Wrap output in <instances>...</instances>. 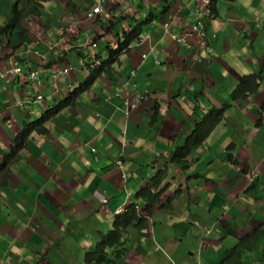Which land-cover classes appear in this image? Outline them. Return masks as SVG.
<instances>
[{"label":"crops","instance_id":"obj_1","mask_svg":"<svg viewBox=\"0 0 264 264\" xmlns=\"http://www.w3.org/2000/svg\"><path fill=\"white\" fill-rule=\"evenodd\" d=\"M241 1L227 2L228 8L224 13L220 9V18L225 25L221 31L224 33L217 35L219 29H208L213 47L223 55L219 59L221 66L214 69L213 73H207V84L217 90L213 95L219 103L224 102L225 96V93L219 92H227L236 83L235 77L222 71L223 67L231 72L236 70L228 60V53L239 52L242 60L247 61L251 56L238 30L241 25L247 26L259 18L258 12L254 10L257 0H248V7L242 6ZM28 3V0H0V30L4 28V31L11 32L9 35H0V72L14 64L22 65L26 60L20 63L18 59L23 60L27 55L25 52L35 46H21L23 38H26L23 26H29L30 38L36 42L34 35L38 30L35 27L42 25L44 21L51 26L62 27L67 26L66 22H75L71 17H75L76 21L85 20L82 12L76 15L67 6L63 7L66 5L63 0L51 1L46 4L45 11L42 8L41 17L22 19L21 26L15 28L16 19L11 21L14 5L23 11ZM52 9L57 11L58 17L52 14ZM7 21L10 22L6 24ZM78 24L81 22L74 23L75 29ZM91 26L92 22L87 23L86 28L92 29ZM52 32L41 29L39 35L49 40ZM241 66L240 62L238 72ZM66 67H77L74 56L72 58L68 55ZM152 71L145 79L147 85L141 78V70L139 78H136L138 85L135 83L137 86L134 88L130 86L131 81L124 70L120 71L124 76H114L116 85L107 82L105 85L109 90H114L115 95L129 97L141 96L149 91L165 114H175L183 122L172 117L165 119L164 114L159 116L157 125L151 127V116L141 109L126 118L121 100H107L109 92L103 86H95L82 95L76 109L64 111L53 122L51 138L36 135L31 137V142L21 153L22 159L13 165L4 189H0V264H83L85 253L92 251L101 234L112 228L115 212L124 208V203L135 200L134 193L148 181L146 177L149 172L151 177L155 170L163 166L164 161L159 157L168 156L169 145L172 142L173 145L181 144L191 135L193 124L190 125L191 131L185 124L189 122V108L185 106L183 109L179 104L185 101L179 93L184 82L182 72L172 75V81L167 80L168 87L164 92L162 79L158 78L155 69ZM71 77V83L77 86L81 75L73 70ZM197 77L199 80L203 79L200 75ZM41 82L45 92L47 88L51 90L47 77L42 78ZM199 84L200 82L197 86ZM31 91L22 79L0 76V164L10 152L24 121L29 120L20 104L23 97L28 96ZM66 91L68 92V87L64 88L63 94ZM124 131L127 133L125 143ZM262 132L263 129L253 131L247 137L253 140V146L257 141L256 136ZM89 146L96 149L98 157H92L93 160L87 163L85 159L90 155L83 149L89 151ZM196 151L191 167V174L194 175L191 179L196 185L193 187L196 196L193 205L188 208L183 203H173L168 212L153 210L150 221L153 234L150 231L132 230L134 239L131 238L128 244L132 252L127 264H170L169 259L175 257L180 260L186 249L185 237L181 236L189 228L187 223L198 233L187 220L192 216L194 223L210 225L212 214L216 215V212L209 211L210 207L219 209L226 204L218 195L221 193L220 189L210 181H218V178L210 177L212 172V176H218V173H214L215 170L209 172V168H212L209 160H217L214 164L219 161L222 163L224 150L220 151L209 139ZM119 159L122 160L124 169L114 165V161ZM155 159L160 162L152 166V171L148 166ZM221 166L216 169L220 170ZM124 173L137 174L139 179L133 184H126ZM234 176L235 173L231 171L224 172V183L229 184V178ZM175 177V183L182 191V197L177 202H185L188 200L191 181L182 182V176ZM130 179L128 176L127 180ZM241 184H244L243 180ZM241 200L245 203L250 198L242 197ZM200 201L201 207L196 206V202ZM148 227L147 224L144 228ZM195 240L196 237L193 241ZM190 248L195 249L193 246ZM163 249L166 254L160 252ZM181 263L184 264V260ZM193 264L204 262L194 257Z\"/></svg>","mask_w":264,"mask_h":264},{"label":"clouds","instance_id":"obj_2","mask_svg":"<svg viewBox=\"0 0 264 264\" xmlns=\"http://www.w3.org/2000/svg\"><path fill=\"white\" fill-rule=\"evenodd\" d=\"M51 1L60 2L61 0L46 1L42 7L44 11L46 10V4ZM223 1L229 2L230 0H155L154 2H148V0H138V2H135L133 0L132 3L127 2V0H91L80 12L85 15L86 22H92L91 27L95 25V22H100V26L92 29H84L82 27L83 20V22L75 21L81 22V24L77 25V29H75V22H66L65 24L67 26L54 27L44 21L42 25L36 26L35 28L39 31L41 29L45 32L53 31L51 38L48 40L38 34L35 36L37 38L36 42L30 38L31 32L28 29L29 26H23L25 30L23 33L26 38H23L24 40L21 42V46H27V48L32 44L35 46L25 52L27 55L23 60L21 58L18 59L20 63L25 60L26 62L22 65L14 64L11 68L0 72V76L2 78L12 76L22 79L32 90L28 96L23 97V101L20 104L23 111L28 115L29 120L24 121L22 130L15 137L10 152L6 154L3 162L0 164L1 168L9 156L12 155L15 147L20 146L16 157L9 162L8 169L0 171V189H4L6 185L4 183H6L10 172H12L13 165L22 159L21 153L28 143L31 142V137L36 135L51 138L53 122H56L59 115L64 111L76 109V104L81 99V96L91 91L95 86H103L109 92L107 100L111 102L118 99L121 100L126 118L134 111H137V109H141L151 116V127L157 125L159 116H163L165 112L161 109L160 103L149 91L143 93L141 96L137 95L134 97L124 96L122 94L115 95L114 90H109L105 82L116 85L117 81L114 79V76H124L120 72L124 70L129 81H131L130 86L134 88L138 85L136 78H139L138 73L141 69L145 67L151 70L155 69V73L161 79L160 73H163V69L166 68L172 72L171 74L168 71L167 80H171L173 78L172 75L182 72L181 76L184 77V82H182L183 87H181L179 93L185 101L179 104L183 109L185 106L189 108L190 113H188L189 115L187 117L189 122H185V124L188 125L190 131L193 128L191 135L183 143L173 145L172 142L169 145L168 148L170 151L168 156L166 158L163 156L159 157V159L162 158L164 161L163 166L155 170V173L151 177H148V181L146 182H150L160 171L164 170L163 177L166 176L165 179L170 183L168 190L174 188V198L178 197V201L182 197V191L180 186L175 183V176H182V182L192 180L191 178L194 175L191 174V167L195 156L194 154L197 153L196 150L199 146L201 147L205 141L211 139L220 151L224 150V153H222L224 160H222L220 170L215 169L216 164L214 162L217 160H209V165L212 167L209 168V172L215 170L214 173H218V176H212L213 172L210 174V177L218 178V181L215 179L210 181L214 182L219 189L220 184L224 186V192L218 195L226 202L219 209L210 207L209 211L211 213L216 212V215L212 214V219L209 221L210 225H203V222L194 223L192 216L190 220H187L193 224L198 233L194 232L187 223L189 228L181 236L185 237L186 241V249L182 253L183 258L180 257V260L179 257L170 258V264H178L177 262L182 260H184V264H188V262L189 264H193L194 257L201 259L204 264H221L225 253L228 254L229 251H232L236 247L232 246L238 244L237 234H239L238 238L244 246L248 247V244H252L255 240V232L258 230L264 231V47L259 44L261 39L264 38L262 30L264 27V19H262L264 16V0H257L255 2L259 18L247 24V26L241 25L238 30L241 33L242 42L247 45L251 53L250 60H242V54L239 52L236 54L228 53V60L231 62L232 68L234 67L236 70L231 72L223 66V69L220 67L223 72L235 77L236 83L227 92L223 90L219 92L225 93L224 102L219 103L218 99L213 95V92L217 90L207 84V73H213L214 69L221 66L219 59L223 55L213 47V39H211V34L210 31L208 32V29H219L216 34H221V29L224 28L222 26H225L220 18V6ZM68 3L76 5L72 0H67V5ZM122 3L133 6L134 8H127ZM30 8V2L23 11L19 10L16 4L14 5L11 21L16 19L15 28L21 26L22 19L32 18L33 16L41 17V14L39 15L37 12L30 11ZM78 8L79 6L77 7L76 5V9ZM117 8H119V15L113 13V10ZM128 11H131V13ZM162 14L163 16H161ZM142 16H144V19ZM120 18L122 19V24L109 33V22H116V19ZM9 22L7 21L6 24ZM68 25L72 29H69ZM139 25H142L143 29H145L142 36L136 39L128 48H124L121 53L119 52L116 56L117 61L112 63L115 57L111 60L110 51L112 53L118 49L123 39L121 38L123 33H129ZM2 30L0 35H9L11 33ZM18 39L20 40V36H18ZM103 43L107 45L105 49H101V44ZM85 49L89 51V55L84 54ZM103 50H105V53H103ZM70 51H75L74 57L77 62L75 69L66 67ZM49 55H53L54 57H50ZM135 55L139 63L138 66H136L133 59H130H135ZM106 62H109L108 67L105 68L104 73L98 77L91 88L79 95L74 100V105H68L72 100L73 94L85 83L90 72ZM240 62L242 66L239 67L240 72H238V64ZM73 70H76L81 75V80L77 86L71 83V73ZM197 75L202 76L203 79L199 80ZM44 77H47L50 82L49 86L51 90L48 88L46 90L48 95L41 82V79ZM198 82L200 84L197 86ZM254 85L256 86L255 88L253 87ZM67 87L68 92L66 91L63 94L64 88ZM50 101L54 104H59L57 109L47 108L46 104ZM41 108L49 112V116H51L47 125L50 128L49 133L47 135H40L32 132L25 139H22V142L19 144L18 142H20L24 126L26 124L33 126V123L47 116L42 115L40 118H37ZM169 117L183 122L175 114H165V119ZM201 122H206L210 130L207 133L208 135L203 137L204 139L195 141L196 136L199 135L197 126ZM191 124L193 125L190 128ZM260 129H263V132L256 136L255 139L257 141L254 142L253 146V140H249L247 137L253 131ZM126 136L127 133L124 131V143ZM179 148L184 149L185 152V157L182 160L185 161V164H190V167H187L185 170H177V167H174L169 162L171 155L176 153ZM254 148L255 150H253ZM89 153L93 158L98 157L96 149L92 146H89ZM255 153L259 155L260 162L251 169L250 159L252 156H255ZM121 159L116 162L114 161V165L120 169H124V164ZM159 162L157 159L150 161L148 167H151L152 171H154L152 166L157 165ZM223 171L235 173L233 178H229V184L224 183V177L221 175ZM150 173H148V176L151 175ZM128 176V173H124L123 179L128 181ZM244 176V188L239 192L241 188L238 185L239 182H242ZM235 186H238L236 191L233 190ZM137 192L134 193L135 200L124 203L125 207L119 208L114 215L115 217L121 215L127 211L129 206L134 205L138 215L144 219L142 225L137 227V229H131L127 246L131 238H133L132 235L134 233L132 230L137 232L150 231L153 234L154 230L150 223L153 210L157 209L161 211L167 208L171 209L172 206V198L168 197L165 202H162L160 199L159 203L155 204L152 209L147 210V203L144 204L142 201L136 199ZM187 197L188 200L185 202H191L189 193ZM242 197H249L250 200H246L244 203L241 200ZM196 203V206L201 207V201ZM192 205H189L188 208ZM227 209L235 213L231 215L226 212ZM147 224L149 227L144 228ZM225 225H230L229 230L224 228ZM230 230H232L233 235L229 232ZM195 237L198 241H193ZM213 241H219L220 246L217 248L212 247ZM230 241H232L231 244ZM190 246H193L195 249L190 248ZM131 252L132 250L128 257L131 255ZM160 252L165 253L164 249L160 250ZM202 253L207 254V260L200 257ZM253 254V252L247 251L248 264H264V258L253 261Z\"/></svg>","mask_w":264,"mask_h":264},{"label":"trees","instance_id":"obj_3","mask_svg":"<svg viewBox=\"0 0 264 264\" xmlns=\"http://www.w3.org/2000/svg\"><path fill=\"white\" fill-rule=\"evenodd\" d=\"M48 0H29L30 2V11L37 12L39 15L41 14V9L43 7V3ZM64 1V0H63ZM67 7L69 10H76V5L73 3H68ZM163 16V14L161 15ZM16 18V11H15ZM122 19H116V22H109V33L115 30L119 25L122 24ZM2 30V29H1ZM0 30V31H1ZM142 25H139L133 28L129 33L121 32L122 42L116 51H113L111 54V60L115 57L112 63L117 61V55L124 48H128L136 39H139L144 33ZM4 31V30H2ZM120 33V32H119ZM109 62L102 63V65L93 69L90 72L89 77L85 81L83 85H81L73 94L71 102L68 105H74V100L86 92L91 88V86L97 81L98 77L104 73L106 67H108ZM256 87L255 85L253 86ZM51 116L47 115L42 117L36 123H33V126L25 125L23 132L20 137V142L22 139H25L32 132H35L40 135H47L50 131V128L47 127L49 123V118ZM197 129L199 131V135L196 136L195 141L204 139L210 130L209 126L206 122H201L198 124ZM18 144V145H19ZM17 147V146H16ZM15 147L13 153L7 161L2 165L0 171L4 169H8L9 162L16 157L20 146ZM185 157L184 149L179 148L176 153L171 155L169 158V162L173 164L174 167H177V170H185L187 167H190V164H185V161H181ZM164 170L160 171L159 174L152 178L150 182L147 183V186L141 189L136 193V199L145 204L147 203V210L152 209V207L159 203L160 199L157 197L160 193L163 194L168 190L170 183L167 179H165ZM144 219L140 217L135 210L134 205L128 207L127 211L121 215H118L114 219L113 228L111 231H108L106 234H103L96 243L95 249L92 252H87L84 257V264H126V260L128 255L130 254V248L127 246V240L131 229H137L140 225H142ZM230 225H225L224 228L229 230ZM142 229V228H141ZM231 235H233L232 230L229 231ZM247 251L253 252V261H258L259 258H264V231L258 230L255 232V240L252 244H248V247L244 246L242 243L237 244L236 247L229 251L228 254L225 253L223 257V261L221 264H248V258L246 256Z\"/></svg>","mask_w":264,"mask_h":264},{"label":"rangeland","instance_id":"obj_4","mask_svg":"<svg viewBox=\"0 0 264 264\" xmlns=\"http://www.w3.org/2000/svg\"><path fill=\"white\" fill-rule=\"evenodd\" d=\"M74 3H76L78 6H79V8L78 9H76V10H73L71 13H74V14H76V15H78L79 13H80V11L82 10V8L83 7H85V5L88 3V2H90L91 0H72ZM135 2H138V0H134ZM53 2V1H52ZM64 2L66 3V5L65 6H63V7H66L67 6V0H64ZM127 2H130V3H132L133 2V0H127ZM51 3V2H50ZM125 7H127V8H134L133 6H128L127 4H125V3H122ZM241 5L242 6H250V2L248 1V0H242L241 1ZM228 8V3H227V1H223L222 3H221V6H220V9H221V11L224 13L225 12V10ZM57 10V9H56ZM254 10L256 11V5H255V8H254ZM51 12H52V14H54L56 17H58V14H57V11H55L54 9H52L51 10ZM129 13H131V11H128ZM226 12H228V11H226ZM113 13H115V14H117V15H119V8H117L116 10H113ZM48 15L49 16H51V18L53 17L52 15H50L49 13H48ZM74 21H76L74 18L75 17H71ZM142 18L144 19V16H142ZM87 23H90V22H86L85 20H84V22H83V24H82V27L85 29L86 27H87ZM96 26H100V22H95V25H93V28H95ZM230 27V26H229ZM231 28V27H230ZM262 30H263V33H264V27L262 28ZM39 34V30L35 33V35L34 36H36V35H38ZM240 36V35H239ZM110 37V36H109ZM44 40V39H43ZM26 44H27V41H26ZM260 45H262L263 47H264V38L263 39H261V41H260V43H259ZM33 45V44H32ZM107 45L105 44V43H103V44H101V49H105V47H106ZM103 53H105V50H103ZM69 54L72 56V58H73V56H75V51H70L69 52ZM84 54L85 55H89V51L87 50V49H85V52H84ZM50 57H54L53 55H49ZM106 56V55H105ZM49 59V58H48ZM130 59H133L134 61H135V63H136V66H138L139 65V63L137 62V57H136V55H135V59L134 58H130ZM56 67V66H55ZM168 71L172 74V72H171V70H167L166 68L165 69H163V73H160V75H161V79H162V83L164 84V86H163V90H164V92L165 91H167V87H168V81H167V76H168ZM151 72H153L150 68H147V67H145L144 69H141V78L144 80V82H145V84L147 85V81H145V79L146 78H148L149 76V74L151 73ZM159 74V73H158ZM143 84V83H142ZM261 103V102H260ZM47 105V108H54V109H57V107L59 106V104L57 103V104H54L53 102H49L48 104H46ZM42 115H49V112H47V111H44L42 108H41V111H40V114L38 115V117L37 118H40V116H42ZM263 139H264V136H263ZM83 151L84 152H86L87 154H89L90 156H87L86 157V162L87 163H89V162H91L92 160H93V158H92V155L89 153V151L86 149V148H84L83 149ZM181 161H183L182 159H180ZM260 161H259V155L257 154V153H255V156H252V158L250 159V166H251V169H253L255 166H256V164H258ZM219 166H221V161H219V162H217V164H216V166H215V169H216V167H219ZM237 170V169H236ZM238 171H239V169H238ZM224 172L225 171H223L222 173H221V175H222V177L224 176ZM143 173H141V175H142ZM129 176H130V180H128V181H126V184H133L134 183V181H136L137 179H139L138 178V175L137 174H128ZM191 175V174H190ZM148 177L149 176H147L146 177V179H148ZM221 177V179H223ZM240 180H242V179H240ZM243 182H244V184H245V176H244V179H243ZM247 182H248V180H247ZM136 184H137V182H136ZM244 184L242 185L240 182H239V188H241L240 190H239V192L240 191H242L243 189L242 188H244ZM147 186V182H145L144 183V185H143V187H142V189L143 188H145ZM194 186H196L195 185V183H194V181L193 180H191V182H190V184H189V195H190V200H191V202H184V201H179V202H176L177 201V199H178V197H176V198H174V188L173 189H171V190H168V191H166V192H164L163 193V195L161 196V193L157 196V197H159V198H161V201L162 202H165L166 201V199L168 198V197H171L172 198V202H171V204H173V203H183L184 205H186V206H189V205H192V200L196 197L195 196V190L193 189V187ZM238 186H235V188L233 189L234 191H236L237 190V187ZM223 188H224V186H222L221 184H220V190H221V193H223L224 191H223ZM141 190V187L139 188V190H138V192ZM238 192V193H239ZM139 200L141 201V198H139ZM170 210V208H167L166 209V211L168 212ZM226 212H228L229 214H234L235 212L234 211H228V209L226 210ZM243 212L245 213V211L243 210ZM238 235L239 234H237V243H241L240 242V240H239V238H238ZM134 239V238H133ZM236 241V240H235ZM232 243V241H230V244ZM220 246V243H219V241H213L212 242V247H219ZM236 245H233L232 247H235ZM209 249H210V246H209ZM160 256H162L161 254H160ZM200 257L201 258H203L204 260H207V258H208V256H207V254L206 253H202L201 255H200ZM188 259V258H187ZM82 263L84 264V257H83V259H82ZM178 264H182L181 263V261H178L177 262ZM188 264H189V262H188Z\"/></svg>","mask_w":264,"mask_h":264}]
</instances>
